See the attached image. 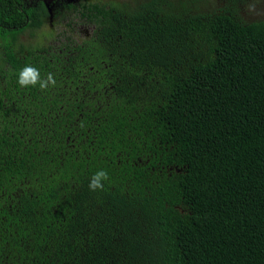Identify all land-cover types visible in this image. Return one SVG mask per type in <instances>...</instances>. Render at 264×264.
<instances>
[{"label": "trees", "instance_id": "trees-1", "mask_svg": "<svg viewBox=\"0 0 264 264\" xmlns=\"http://www.w3.org/2000/svg\"><path fill=\"white\" fill-rule=\"evenodd\" d=\"M27 1L0 0V264H264V0L84 5L70 64L19 43Z\"/></svg>", "mask_w": 264, "mask_h": 264}, {"label": "flooded vegetation", "instance_id": "flooded-vegetation-1", "mask_svg": "<svg viewBox=\"0 0 264 264\" xmlns=\"http://www.w3.org/2000/svg\"><path fill=\"white\" fill-rule=\"evenodd\" d=\"M38 1L44 3L48 14L44 16L40 30L28 31L26 29L20 34L19 43L34 53H66L63 60L67 64L74 62L79 49L78 46L90 40L96 29V24L89 18V13L96 14V11L86 6L93 3L103 4L105 0H28L27 6L38 7ZM60 19L67 29L62 34L60 33L61 38L53 42L54 31L52 26L59 23ZM47 26H50L48 32L45 30ZM78 31L84 35L79 36ZM68 32L70 35H67ZM0 42L3 45L5 41L0 40ZM0 49L4 55V46H1Z\"/></svg>", "mask_w": 264, "mask_h": 264}, {"label": "clouds", "instance_id": "clouds-1", "mask_svg": "<svg viewBox=\"0 0 264 264\" xmlns=\"http://www.w3.org/2000/svg\"><path fill=\"white\" fill-rule=\"evenodd\" d=\"M18 84L21 87L39 86L41 89H47L50 85L54 86L56 81L51 73L46 79H41L40 72L33 66H25L18 74ZM108 178L104 170L96 172L89 182V189L96 191L103 188V181Z\"/></svg>", "mask_w": 264, "mask_h": 264}, {"label": "rangeland", "instance_id": "rangeland-1", "mask_svg": "<svg viewBox=\"0 0 264 264\" xmlns=\"http://www.w3.org/2000/svg\"><path fill=\"white\" fill-rule=\"evenodd\" d=\"M50 26H47V28H45L47 32L49 31ZM52 27H53L52 30L54 31L53 42H56L58 38H61L60 33L62 34L63 31H65L67 28L64 26L62 19H60L59 23H57L56 25H53ZM78 34L79 36L84 35L80 31H78ZM67 35H70V32H68Z\"/></svg>", "mask_w": 264, "mask_h": 264}]
</instances>
